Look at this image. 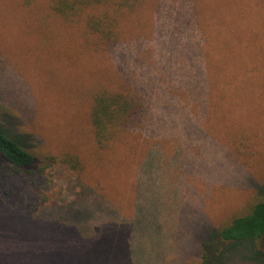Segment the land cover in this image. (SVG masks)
<instances>
[{
	"label": "rangeland",
	"instance_id": "rangeland-1",
	"mask_svg": "<svg viewBox=\"0 0 264 264\" xmlns=\"http://www.w3.org/2000/svg\"><path fill=\"white\" fill-rule=\"evenodd\" d=\"M142 1L106 48L49 0H0V129L36 158L0 155V264H264V240L215 255L264 201V2ZM99 91L141 103L105 150Z\"/></svg>",
	"mask_w": 264,
	"mask_h": 264
},
{
	"label": "trees",
	"instance_id": "trees-1",
	"mask_svg": "<svg viewBox=\"0 0 264 264\" xmlns=\"http://www.w3.org/2000/svg\"><path fill=\"white\" fill-rule=\"evenodd\" d=\"M142 2V0H49V7L56 15L70 22L82 23L89 35L98 41L97 46L108 48L114 47L117 43L119 19L133 13ZM140 106V100L131 97L125 91L97 92L93 97L90 113V123L97 147L105 150L114 144L138 114ZM0 155L15 174H19L24 168L32 167L36 161L32 152L1 129ZM52 159L54 163L66 165L77 173L84 170L76 154ZM217 235L216 240H220L222 246L216 247L215 255L220 258L239 243L262 242L264 201L256 204L249 214L235 218ZM257 254L264 259V251L260 250ZM210 256L211 252L204 247L200 264H214Z\"/></svg>",
	"mask_w": 264,
	"mask_h": 264
}]
</instances>
